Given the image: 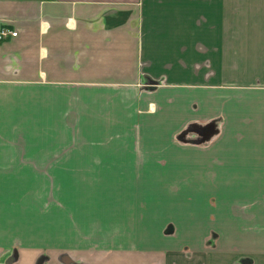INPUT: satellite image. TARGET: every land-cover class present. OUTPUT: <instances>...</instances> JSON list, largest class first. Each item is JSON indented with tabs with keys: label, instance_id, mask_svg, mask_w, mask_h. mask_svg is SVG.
<instances>
[{
	"label": "crops",
	"instance_id": "obj_1",
	"mask_svg": "<svg viewBox=\"0 0 264 264\" xmlns=\"http://www.w3.org/2000/svg\"><path fill=\"white\" fill-rule=\"evenodd\" d=\"M3 29L0 264H264V0H0Z\"/></svg>",
	"mask_w": 264,
	"mask_h": 264
},
{
	"label": "built area",
	"instance_id": "obj_2",
	"mask_svg": "<svg viewBox=\"0 0 264 264\" xmlns=\"http://www.w3.org/2000/svg\"><path fill=\"white\" fill-rule=\"evenodd\" d=\"M0 35L1 37H8V36H13V37H16L17 36V33L16 32H11L9 31L8 29H3L1 32H0Z\"/></svg>",
	"mask_w": 264,
	"mask_h": 264
},
{
	"label": "rangeland",
	"instance_id": "obj_3",
	"mask_svg": "<svg viewBox=\"0 0 264 264\" xmlns=\"http://www.w3.org/2000/svg\"><path fill=\"white\" fill-rule=\"evenodd\" d=\"M60 177H62V179L64 178L63 176H60ZM62 183V182H61ZM62 185V184H61ZM58 186H59V183H58ZM12 258H13V256H12ZM12 260H10V262H11Z\"/></svg>",
	"mask_w": 264,
	"mask_h": 264
}]
</instances>
